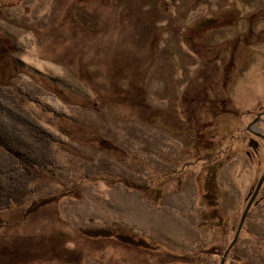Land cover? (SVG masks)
<instances>
[{"label":"rangeland","instance_id":"obj_1","mask_svg":"<svg viewBox=\"0 0 264 264\" xmlns=\"http://www.w3.org/2000/svg\"><path fill=\"white\" fill-rule=\"evenodd\" d=\"M3 94L59 165L0 209V264H221L264 170V0H0ZM224 264H264V184Z\"/></svg>","mask_w":264,"mask_h":264},{"label":"trees","instance_id":"obj_2","mask_svg":"<svg viewBox=\"0 0 264 264\" xmlns=\"http://www.w3.org/2000/svg\"><path fill=\"white\" fill-rule=\"evenodd\" d=\"M56 143L15 97L0 96V209L21 203L36 191L41 176L59 165Z\"/></svg>","mask_w":264,"mask_h":264},{"label":"water","instance_id":"obj_3","mask_svg":"<svg viewBox=\"0 0 264 264\" xmlns=\"http://www.w3.org/2000/svg\"><path fill=\"white\" fill-rule=\"evenodd\" d=\"M263 182H264V170H263L262 175H261V177H260V179H259V182H258V184H257V186H256V188H255V190H254V192H253V194H252V196H251V198H250V200H249V202H248V204H247L245 210H244V213H243V216H242V218H241V221H240V224H239V228H238V231H237L236 237H235V239L233 240V242L231 243V245L229 246V248L227 249V251L225 252L224 257L222 258L221 264H224V263H225V260H226L227 254L229 253V251L231 250V248H232V247L234 246V244L236 243V241H237V239H238L239 232H240V230H241V228H242V225H243V222H244V220H245V217H246V215H247V213H248V211H249V209H250V207H251V205H252V203H253V201H254V199H255L257 193H258V191L260 190V188H261Z\"/></svg>","mask_w":264,"mask_h":264},{"label":"flooded vegetation","instance_id":"obj_4","mask_svg":"<svg viewBox=\"0 0 264 264\" xmlns=\"http://www.w3.org/2000/svg\"><path fill=\"white\" fill-rule=\"evenodd\" d=\"M262 106H263V108H264V103L262 104ZM262 106H259L260 108L262 107ZM253 120H255L256 122H259V123H261V124H264V113L261 111V112H259L258 114H256L255 115V117L253 118ZM254 121V122H255ZM247 132H250V133H252V135H253V138H254V136L256 135L257 137H262L263 136V134H264V131L263 132H253L252 130H251V128H249V127H247ZM252 138V139H253ZM261 140V139H260ZM262 141V140H261ZM252 142L254 143V144H256L258 147L260 146L259 144H257V143H255L253 140H252ZM252 144V143H251ZM252 146L254 147V145L252 144ZM254 149H255V147H254ZM261 149V151H262V148H260ZM259 151V150H258ZM255 152H256V154H258V152L255 150ZM263 184H264V182H263ZM262 184V185H263ZM262 187V186H261ZM261 189V188H260Z\"/></svg>","mask_w":264,"mask_h":264}]
</instances>
